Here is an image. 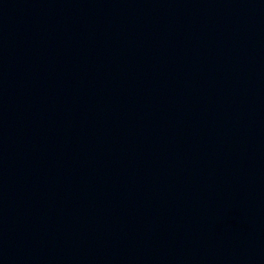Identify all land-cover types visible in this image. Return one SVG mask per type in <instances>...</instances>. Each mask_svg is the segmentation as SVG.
<instances>
[{
  "label": "water",
  "instance_id": "95a60500",
  "mask_svg": "<svg viewBox=\"0 0 264 264\" xmlns=\"http://www.w3.org/2000/svg\"><path fill=\"white\" fill-rule=\"evenodd\" d=\"M0 264H264V0H0Z\"/></svg>",
  "mask_w": 264,
  "mask_h": 264
}]
</instances>
